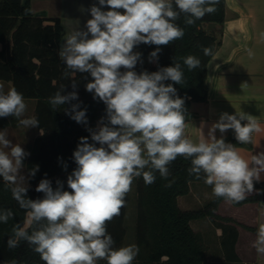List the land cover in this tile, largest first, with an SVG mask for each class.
I'll return each instance as SVG.
<instances>
[{
    "label": "clouds",
    "instance_id": "1",
    "mask_svg": "<svg viewBox=\"0 0 264 264\" xmlns=\"http://www.w3.org/2000/svg\"><path fill=\"white\" fill-rule=\"evenodd\" d=\"M173 2L178 10H174ZM218 2L98 0L99 6L94 4L87 10L91 19L86 21L85 30H73L63 38L58 54L66 65L64 76L90 74L92 80L85 85L86 91L106 105L107 123L102 117L95 130L88 129L92 143L88 137L80 138L73 152L77 168L67 177L71 192L63 190V182L57 180L53 188L45 178L35 189L43 193V198L35 200L27 198L28 179L36 175L39 166L30 169L27 177L23 175V161L30 154L7 138V129L0 131V177L19 207L26 210L24 225L16 224L11 229L9 249L25 241L44 264H98L101 260L106 264H132L139 253L138 246L115 248L106 225L120 214L136 178L142 177L150 185L158 172L167 179L169 165L178 156L191 161L190 175L199 179L203 174L213 195L229 203L243 201L254 191V181H259L264 172V153L246 159L214 133L217 129L221 133L232 129L239 143H251L253 133L260 131L255 117L242 112L223 113L212 125L208 139L201 134L194 142L185 135L184 101L176 97L172 84L166 86L164 82L184 83L182 65L191 71L200 66V59L194 55L177 58L174 66L152 73L137 74L133 70L141 61V54L134 53V47L141 43L168 45L183 38L184 29L175 23L181 14L184 24L191 26L214 13ZM105 6L110 10L103 11ZM29 12L25 9V15ZM159 51L157 47L150 53V62L157 59ZM203 53L214 56L209 47ZM248 55H254L251 49ZM121 68L126 71L121 72ZM72 87L73 91L62 94L61 85L48 97V104L53 111L69 105L65 114L87 125V110L81 108L75 81ZM26 112L23 94L15 87L5 92L0 83V118L15 117L18 127L24 129L38 127V118L26 116ZM13 216L11 209H0V223L7 224ZM260 216L264 218V211ZM252 246L264 256V222L259 224ZM5 264L18 261L12 259Z\"/></svg>",
    "mask_w": 264,
    "mask_h": 264
},
{
    "label": "trees",
    "instance_id": "2",
    "mask_svg": "<svg viewBox=\"0 0 264 264\" xmlns=\"http://www.w3.org/2000/svg\"><path fill=\"white\" fill-rule=\"evenodd\" d=\"M29 2L30 0H0V81L10 83L11 87L23 94L25 100L35 101V116L40 122L36 128L41 134L31 145L24 148L30 155L23 161L27 175L30 169L39 166L36 175L28 179L27 198L35 200L43 198V193L36 192L35 189L45 178L52 182L53 188L59 180L63 182V190L71 192L67 177L77 168L73 152L81 137H88L89 143H92L88 129L95 130V123L100 122L102 117L105 118V123L107 120L106 105L99 99H93V93L86 91L85 85L92 80L90 74L77 72L68 77L64 76L66 65L58 54L64 35L60 20L46 17L42 13L33 14L31 11L25 15V9H30ZM173 7L178 10L174 2ZM216 9L214 13L206 14L191 26L184 24L181 14L175 22L185 31L181 39L168 45L141 43L134 47L141 54L142 61H138L133 69L137 74L144 71L152 73L162 67L174 66L177 58L188 55L200 59V66L191 71L182 65L184 83L176 84L170 80L164 82L166 86L172 84L176 89V97L183 99L185 122L190 116V104L204 102L206 99V66L212 56H205L203 49L209 47L214 52L220 40L213 33L206 31L204 25L223 23L224 0H219ZM157 47L160 48L158 57L150 62V53ZM120 71L124 72L126 69L121 68ZM73 81L76 83L75 90L78 92L81 108L87 110V125L77 123L65 114L69 105L59 106L53 111L48 104V97L59 90L61 85L64 86L62 94L73 91ZM16 126L15 117L0 118V129ZM225 143L234 147H251V143H239L232 129ZM190 166V160L178 156L169 165L170 175L167 179L161 178L157 172L155 182L150 185H146L142 177L134 180V244L138 246L139 253L132 264H213L207 257L202 236L190 227V222L198 219H209L212 223H217L215 227L221 232V264H238L234 252L236 223L216 213L218 205L226 201L224 198L213 195L201 207L192 210L184 211L177 205V198L188 194L191 183H205L203 174L199 179L194 174H189ZM169 184L170 186H166ZM209 187L212 190V187ZM263 188L264 182L254 181V191L248 194L246 199L230 204L241 206L260 203ZM0 209H11L14 213L7 224L0 223V264L12 259L17 260L18 264H44L39 254L25 241H21L15 249H9L7 246L13 225H24L26 210L21 209L12 198L11 191L5 187L2 177ZM124 215L123 206L120 214L106 225L107 232L113 237L115 244L121 242L125 236ZM98 264H106V261H98Z\"/></svg>",
    "mask_w": 264,
    "mask_h": 264
},
{
    "label": "crops",
    "instance_id": "3",
    "mask_svg": "<svg viewBox=\"0 0 264 264\" xmlns=\"http://www.w3.org/2000/svg\"><path fill=\"white\" fill-rule=\"evenodd\" d=\"M29 3L31 13H42L46 17L60 20L64 35L59 50L64 43L63 38L68 33L76 29L85 30L86 21L91 19L87 10L94 4L99 6L98 0H30ZM102 10L110 9L105 6ZM204 29L213 33L220 40V44L206 66V99L204 102L190 104V116L185 122V135L194 142H198L201 134L208 139L212 125L219 121L221 114L233 115L242 112L257 119L260 131L253 133L250 149L236 147L237 150L246 159L251 155L264 153V39H261V33H264V0H224L223 23ZM249 49L254 53L252 57L248 55ZM0 83L4 84L5 92L11 88L10 83L1 81ZM25 103L27 104L25 115L35 116V101L28 99ZM95 126H98V122ZM5 129L8 131L7 138L13 144H20L23 149L31 145L41 134L36 127L24 129L17 125ZM229 131L230 129L221 133L217 129L214 135L217 139L226 140ZM22 174L27 177L25 167ZM258 182H264V172L261 173ZM212 196V190L208 185L194 182L190 184L188 194L177 198V205L181 210H192L190 208L192 202H206ZM228 204L230 203L222 201L216 213L236 223L237 238L234 252L238 264H264V256L258 255L252 246L259 224L264 222V218L260 216L261 211H264V204L261 202L241 206L230 204L233 210L229 209ZM222 206L230 211L229 214L219 213ZM191 222L190 227L199 233L203 240L208 235L216 239V246L222 255L220 229L209 219H200L197 222L195 220L193 226ZM249 233L252 236L248 238Z\"/></svg>",
    "mask_w": 264,
    "mask_h": 264
},
{
    "label": "rangeland",
    "instance_id": "4",
    "mask_svg": "<svg viewBox=\"0 0 264 264\" xmlns=\"http://www.w3.org/2000/svg\"><path fill=\"white\" fill-rule=\"evenodd\" d=\"M119 11L123 12L122 9H120ZM214 24H205L204 27H211ZM133 52L136 53L139 51L136 49H133ZM3 130V129H2ZM0 130V131H2ZM213 194V193H212ZM205 201H201L200 203H196V202H192V204L190 205V208L192 209H196L199 208L200 206H202L204 204ZM229 209H234L233 206H231L230 204H228ZM125 215H124V229H125V236L123 238V240L117 244H114L115 248H119V247H123V246H128V245H133L135 243L134 240V217H135V182L133 181L132 185H131V190L126 194L125 196ZM220 214H229V210H227V208H225L224 206H222L219 210ZM200 221V219L196 220ZM195 220L191 222L192 226L195 225ZM217 223L213 222V225L216 226ZM232 225V224H231ZM235 229L236 224L234 225ZM252 234L249 233L248 234V238L251 237ZM204 243L206 246V252H207V257L208 259L213 263V264H221L223 262V255H221V253L219 252V249L217 248V241L216 239L210 237V235H208L207 237H205L204 239ZM241 245H243V240H241Z\"/></svg>",
    "mask_w": 264,
    "mask_h": 264
},
{
    "label": "water",
    "instance_id": "5",
    "mask_svg": "<svg viewBox=\"0 0 264 264\" xmlns=\"http://www.w3.org/2000/svg\"><path fill=\"white\" fill-rule=\"evenodd\" d=\"M261 203L264 204V193L261 195Z\"/></svg>",
    "mask_w": 264,
    "mask_h": 264
},
{
    "label": "built area",
    "instance_id": "6",
    "mask_svg": "<svg viewBox=\"0 0 264 264\" xmlns=\"http://www.w3.org/2000/svg\"><path fill=\"white\" fill-rule=\"evenodd\" d=\"M263 190H264V188H263Z\"/></svg>",
    "mask_w": 264,
    "mask_h": 264
}]
</instances>
